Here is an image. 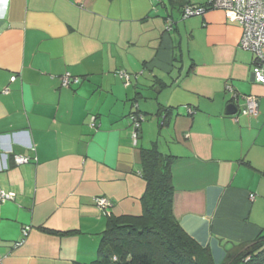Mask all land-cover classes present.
Returning <instances> with one entry per match:
<instances>
[{
  "label": "crops",
  "instance_id": "0c3cea01",
  "mask_svg": "<svg viewBox=\"0 0 264 264\" xmlns=\"http://www.w3.org/2000/svg\"><path fill=\"white\" fill-rule=\"evenodd\" d=\"M186 1L0 0V190L13 195L0 204L2 264L95 261L108 216L142 213L153 146L175 156V214L215 264L264 231L255 56L231 11L183 19ZM66 73L81 81L63 86ZM243 94L256 116L237 112Z\"/></svg>",
  "mask_w": 264,
  "mask_h": 264
},
{
  "label": "trees",
  "instance_id": "16d2710c",
  "mask_svg": "<svg viewBox=\"0 0 264 264\" xmlns=\"http://www.w3.org/2000/svg\"><path fill=\"white\" fill-rule=\"evenodd\" d=\"M187 5L202 6L187 0L181 8L182 15ZM173 27L172 25V29ZM255 60L254 58L253 67ZM226 90L233 94L234 100L240 99L233 85L227 84ZM248 96L254 95L240 96L244 103L237 112L244 114ZM256 99L259 110V99ZM133 114L140 118V134L145 116L136 110ZM174 159L175 156L162 153L157 146L142 150V176L146 181V190L141 197L142 213L123 216L110 214L106 228L101 233L98 257L91 264H215L210 247L203 246L193 238L182 227L175 214L176 192L172 174ZM96 198H105L109 202L102 207L111 205V200L106 196L95 197L94 201ZM237 245L240 251L236 253L225 245L227 255L223 264L264 263V231L254 240Z\"/></svg>",
  "mask_w": 264,
  "mask_h": 264
},
{
  "label": "built area",
  "instance_id": "2783aa9c",
  "mask_svg": "<svg viewBox=\"0 0 264 264\" xmlns=\"http://www.w3.org/2000/svg\"><path fill=\"white\" fill-rule=\"evenodd\" d=\"M209 9H222L231 11L234 19L243 28V34L240 41V46L244 50H249L255 55V66L252 69V78L254 81L264 85V0H208L205 5L192 6L187 5L183 9V18L192 16H201ZM173 21L169 20L167 29H172ZM119 76L129 80V75L126 72H119ZM12 81L16 76H12ZM62 85L69 86L71 83H78L81 81L80 77L73 76L66 73L62 76ZM231 88L230 86H228ZM245 97V96H244ZM191 111V109H190ZM246 115L256 116L258 113V102L255 96H248L246 98V107L243 109ZM133 125V139L137 142L139 137L138 129L140 127V118L136 114L131 115ZM94 124V123H93ZM19 163L28 162V158L16 157ZM13 195L5 193L0 190V204L8 199H12ZM251 198L254 195L251 194ZM95 201L100 206H106L109 202L105 198H96ZM30 226L23 228V235L26 237L30 232ZM0 264L2 259L0 257Z\"/></svg>",
  "mask_w": 264,
  "mask_h": 264
},
{
  "label": "water",
  "instance_id": "95a60500",
  "mask_svg": "<svg viewBox=\"0 0 264 264\" xmlns=\"http://www.w3.org/2000/svg\"><path fill=\"white\" fill-rule=\"evenodd\" d=\"M235 112H236V109H235V108H234V109H229V110H228V113H229V114H231V113H235Z\"/></svg>",
  "mask_w": 264,
  "mask_h": 264
}]
</instances>
